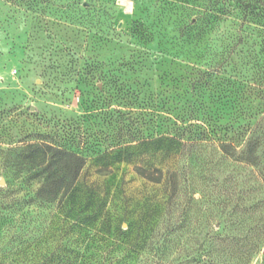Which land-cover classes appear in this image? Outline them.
<instances>
[{
	"label": "rangeland",
	"instance_id": "374dc122",
	"mask_svg": "<svg viewBox=\"0 0 264 264\" xmlns=\"http://www.w3.org/2000/svg\"><path fill=\"white\" fill-rule=\"evenodd\" d=\"M257 71L264 0H0V186L28 192L7 149L86 159L68 215L5 216L0 261L264 264V157L240 160L237 131L258 100L224 82Z\"/></svg>",
	"mask_w": 264,
	"mask_h": 264
},
{
	"label": "trees",
	"instance_id": "16d2710c",
	"mask_svg": "<svg viewBox=\"0 0 264 264\" xmlns=\"http://www.w3.org/2000/svg\"><path fill=\"white\" fill-rule=\"evenodd\" d=\"M221 73L217 69L206 72L208 79L217 77L216 75ZM235 76L230 74L229 78L224 80L226 85L233 88L236 85L238 89L242 87V90L245 87H250L258 100V107L254 108V111L246 109L245 106H239L238 115L241 119L238 120L237 131L239 135L246 134L247 139L241 145V150L238 151V158L252 165H260L264 157V71H257L253 74V78H255L253 82L251 81L253 86L248 79ZM237 92L239 93V91ZM247 99L248 97L243 95L242 100ZM221 147L230 154V149L237 152V148L240 146L233 141H222ZM7 151L10 153L15 151L13 152L15 153L13 160L16 166L15 171L25 173L23 184L27 187L28 192L19 196L16 189H5L0 186V227H2V223L6 222L5 216L7 215L12 217L18 214L28 215L34 210H37L40 215L44 210L53 209L57 210L58 214L55 218L58 219L60 213L66 212L68 215L73 210L72 205L86 166V159L83 156L46 141L14 147ZM34 183L37 184L36 189H30ZM86 193L89 194V198L97 194L92 185L88 187ZM106 209L107 192L98 201L92 215L98 213L101 215L106 212ZM54 219L47 226L48 232L52 234L60 230L59 223ZM8 222L12 223V220ZM71 226L70 224L69 228ZM12 238L18 239L20 236L15 234ZM21 243L20 252L25 254L30 244L25 246V240H22ZM0 264L12 263L0 261ZM16 264L26 263L17 262Z\"/></svg>",
	"mask_w": 264,
	"mask_h": 264
},
{
	"label": "water",
	"instance_id": "95a60500",
	"mask_svg": "<svg viewBox=\"0 0 264 264\" xmlns=\"http://www.w3.org/2000/svg\"><path fill=\"white\" fill-rule=\"evenodd\" d=\"M32 109L34 110L35 107H32ZM0 185H1V186H4V185H5V180H4L3 177L1 178Z\"/></svg>",
	"mask_w": 264,
	"mask_h": 264
}]
</instances>
